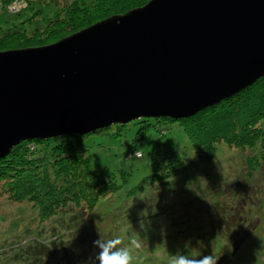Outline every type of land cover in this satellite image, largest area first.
<instances>
[{
    "label": "water",
    "instance_id": "water-1",
    "mask_svg": "<svg viewBox=\"0 0 264 264\" xmlns=\"http://www.w3.org/2000/svg\"><path fill=\"white\" fill-rule=\"evenodd\" d=\"M264 75V0H148L0 50V159L35 138L181 119Z\"/></svg>",
    "mask_w": 264,
    "mask_h": 264
},
{
    "label": "rangeland",
    "instance_id": "rangeland-1",
    "mask_svg": "<svg viewBox=\"0 0 264 264\" xmlns=\"http://www.w3.org/2000/svg\"><path fill=\"white\" fill-rule=\"evenodd\" d=\"M96 1L0 0L2 30L0 34L6 30L9 34L3 44L0 42V49L12 48L15 39H18L16 36L35 39L42 44L55 42L64 35H69V29L66 30V27H69L64 17L70 18L71 8L76 6L83 11ZM57 13L62 18V22L50 26L47 21ZM51 27L57 28V31H51ZM122 128L125 131L122 129L124 133L120 135L112 133L118 129L116 125H112L109 131L91 133L84 139L85 153L90 158L92 166H103L113 170L116 172L117 181L121 183L119 192L102 196L99 205L93 210L81 204H70L68 206L70 209L67 211L42 221L31 201L18 202L10 199L8 194L2 192L3 182L0 181V264H88L92 258L96 260L98 248L94 245V241L85 239L82 242L83 237L80 236L91 226H94L92 229L94 232L110 229L111 235L106 232L110 239L117 238V233L121 240L128 238V242L122 243L120 247H130L131 264H170L174 256L181 254L188 257L212 254L220 258L219 241L223 244L221 251L229 252L232 246L228 237L230 235L238 237L239 232L250 228L248 232L251 234L241 246L239 245L238 250L230 255L227 264H264V160L262 157H260V166L256 167L258 170H255L254 167L246 166L243 160V156L254 154L253 150L240 151L224 142L218 143L217 158L214 161L209 164L197 162V166L190 170L181 188H168L166 196L165 190L161 193L163 196L161 206L165 205L170 215L159 217L156 221L158 225L153 223L160 232L165 233L158 234L156 242L152 243L153 249L150 250L152 233L146 232L142 238L140 235H135L134 231H128L127 224L117 226V223L121 221L120 216L124 210L133 208L131 207L133 199L125 197V190L148 171L149 153L155 145L156 138L162 132L155 126H150L142 140L134 142L136 130L134 121L123 124ZM164 140L169 146L184 152L186 158L194 157L187 134L176 123L169 124ZM136 145L142 156L126 158ZM256 150L264 154V146L257 147ZM129 168L131 170L127 171ZM121 169L125 170V173H121ZM123 178L125 181H122ZM140 181V184L145 183L143 180ZM190 188L194 189L190 192ZM154 192L155 190L151 191L149 196L154 197ZM186 199L187 207L185 206L184 212L182 206ZM172 200L173 204H171ZM210 207H213L215 212H219L223 218L220 225L215 228L217 232H222L219 241L215 234L199 237L203 233L190 236L178 234L169 239L170 236L166 232H178V230L196 232L199 225L212 229L213 218L209 213ZM187 214L190 217L188 221L193 223V230L190 224L184 221ZM172 220L175 226L182 228L173 231L161 226L172 223ZM187 225L188 229H186ZM96 226L99 230H95ZM139 228L141 231L146 227L143 225ZM154 232L158 231L154 230ZM202 232L212 231L203 229ZM105 237L101 236L97 239L105 240ZM78 238H82V244H79V248L73 247L74 240ZM73 257L75 259H72ZM221 259L224 260L226 257L223 255ZM221 259H218L217 264L221 263Z\"/></svg>",
    "mask_w": 264,
    "mask_h": 264
},
{
    "label": "trees",
    "instance_id": "trees-1",
    "mask_svg": "<svg viewBox=\"0 0 264 264\" xmlns=\"http://www.w3.org/2000/svg\"><path fill=\"white\" fill-rule=\"evenodd\" d=\"M147 1L97 0L83 11L73 6L70 11L72 12L70 18L64 17V21H66L69 28L66 25L64 27L67 31L69 29L68 34H70L111 14L124 13L129 9L143 5ZM93 19L95 20L92 21ZM47 22L50 26H54L62 22V18L57 13ZM50 30L57 31V28L51 27ZM0 31L2 30L0 29ZM0 36V42L3 44V41L8 39V30L3 31ZM20 37L16 36L18 39H15L16 42L14 46H11L12 48L44 45L38 40ZM171 123H176L187 134L191 143V151L194 154L192 159L186 158L184 152L174 149L164 140L165 132ZM134 124L136 126L134 142H140L150 126H155L162 133L156 138L155 145L149 153L148 171L142 177L140 176L134 185L128 187V190H125V197L130 200L133 199V206H131L133 208H127L123 211L120 216L121 221L117 223V226L118 224H127L128 231L132 230L135 235H140L142 238L146 232L152 233L153 238H151L149 247L152 250V243L156 242L158 234L165 233L160 232L153 223L158 225L156 221L159 217L170 215V211L165 208V205L161 206V198L163 199L161 193L165 190L164 195L166 196L168 188H181L185 184L190 170L197 166V162L209 164L214 161L217 158L218 143L224 142L228 146L238 148L240 151L244 149L253 150L254 154L252 153L251 156H243L246 166L259 167L260 157L264 160V154H260L256 150L257 147L264 146V75L232 97L200 110L189 117L181 119H171L169 117L142 118L135 120ZM115 125L118 129L116 132H112L113 134L120 135V133H124L123 125ZM109 129L110 127H107L92 133L107 132ZM87 135L70 134L48 139L35 138L23 141L13 147L6 157L0 159L2 192L8 194L9 198L14 201H31L38 211L39 219L42 221L55 214L67 211V209H70L68 207L70 204H81L89 210L97 208L102 196L119 192L121 183L117 181L116 172L113 170L103 166H92L90 158L85 153L84 139ZM141 156L142 153L136 145L127 154L126 158ZM120 171L125 173L123 169ZM124 179L122 181H125ZM141 179L145 183L140 184ZM193 189L190 188V192ZM153 190H155V196L150 197L149 194ZM171 202L173 204V200ZM185 206L187 207V199L184 206H182L184 212ZM209 213L213 218L211 222L212 229L199 225L196 232H182L181 230L166 232L170 236L169 239L172 238L171 236L175 237L178 234H188L190 236L203 233L199 237L205 234H215L216 239L219 241L222 232H217L218 230L215 228L220 225L223 218H221L219 212H215L213 207H210ZM185 217L186 220L184 221L190 224L192 229L193 223L188 221L189 215L187 214ZM111 220L112 218L108 222L111 223ZM131 225L132 227H130ZM143 225L146 228L139 231V227ZM102 226L104 225L102 224ZM161 226L173 231L182 228L175 226L174 220L168 225ZM93 228L94 226L89 227L88 231L80 236L83 237V240L82 238L74 240L73 247L79 248V244H82L85 239L96 241L98 237L106 236L105 240H107L109 234H106V232H109L110 229L94 232L92 231ZM186 229H188V225ZM203 229L212 232H202ZM249 229L239 232V239L233 235L228 237L232 246L229 252L221 251L223 244L219 241V256H221L219 260L223 258V255L226 257L224 260L221 259L220 264H227L230 255H233L238 250L239 245L241 246L251 234V232H248ZM95 230H99V227L96 226ZM154 230L158 232H154ZM109 233L111 235L112 232ZM118 235L117 233L116 237ZM123 239V243L128 242V238ZM72 259H75V257ZM88 264H98V261L92 258Z\"/></svg>",
    "mask_w": 264,
    "mask_h": 264
},
{
    "label": "clouds",
    "instance_id": "clouds-1",
    "mask_svg": "<svg viewBox=\"0 0 264 264\" xmlns=\"http://www.w3.org/2000/svg\"><path fill=\"white\" fill-rule=\"evenodd\" d=\"M93 243L98 248L95 256L98 264H131V249L128 246L120 247L123 241L119 237L107 240L97 239ZM218 259L219 257L212 254L199 257L181 254L174 256L170 264H217Z\"/></svg>",
    "mask_w": 264,
    "mask_h": 264
}]
</instances>
